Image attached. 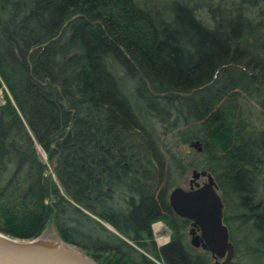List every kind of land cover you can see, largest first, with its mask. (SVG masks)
<instances>
[{
  "label": "trees",
  "instance_id": "obj_1",
  "mask_svg": "<svg viewBox=\"0 0 264 264\" xmlns=\"http://www.w3.org/2000/svg\"><path fill=\"white\" fill-rule=\"evenodd\" d=\"M165 1L164 18L141 0H0L1 232L51 225L100 264H203L151 228L198 169L235 250L264 264V0Z\"/></svg>",
  "mask_w": 264,
  "mask_h": 264
},
{
  "label": "water",
  "instance_id": "obj_2",
  "mask_svg": "<svg viewBox=\"0 0 264 264\" xmlns=\"http://www.w3.org/2000/svg\"><path fill=\"white\" fill-rule=\"evenodd\" d=\"M198 144L196 142L194 146L198 147ZM198 149L201 151L202 148ZM201 177L207 178L203 185L198 182ZM190 185L189 190L180 186L172 189L169 195L171 208L179 216L192 219L194 226L200 225L203 237L212 242L203 246L209 247L215 257H225L223 264H230L235 247L224 222L225 205L213 174L194 169ZM59 239L62 240L60 237ZM192 243L199 245L200 237H194ZM50 248L0 231V264H98L73 248Z\"/></svg>",
  "mask_w": 264,
  "mask_h": 264
},
{
  "label": "rangeland",
  "instance_id": "obj_3",
  "mask_svg": "<svg viewBox=\"0 0 264 264\" xmlns=\"http://www.w3.org/2000/svg\"><path fill=\"white\" fill-rule=\"evenodd\" d=\"M141 2L143 3V5L145 7H153L154 10H157V8H160L158 9V12H160V15L162 17H169L170 15V11L172 13V5H171V2L170 1H165V0H141ZM165 3V4H163ZM163 4V5H162ZM162 8V9H161ZM7 93V95H10V93L8 92L6 86H4V89H0V104H3L5 103V93ZM37 149H38V152L40 153V156L42 158V160L48 164V166L50 167V172H53L52 168H51V164L48 162V156H47V153L43 150V148L37 144ZM185 149H188V146L184 147V150ZM192 171L193 170H189L187 172V174L181 179L180 182H178V184L176 186H180L182 187L183 189L185 190H189L191 188V185H190V181L192 179ZM53 177L56 179L55 177V174L53 173ZM207 180L206 177H201L198 182L200 184H203L205 181ZM222 197V194L219 193ZM51 200H49V203L51 204ZM112 232L114 233H118V231L109 223H104ZM152 227V233H153V240L156 242L157 245H161L163 244L164 240H166L167 238L170 237L172 231H171V227H169V225L162 219H159L157 221H154L151 225ZM48 229H46V231L38 238H42V239H45V240H49V241H52V242H63L65 243L63 240H60L59 237L57 236L58 233H57V230L53 227V226H49L47 227ZM189 233V232H187ZM239 234L235 237V240H239ZM17 238V237H15ZM37 238V239H38ZM25 240V239H24ZM35 240V239H34ZM128 240V239H127ZM188 240L190 241L191 240V236H189L188 234ZM129 241V240H128ZM130 243V241H129ZM186 243H188L186 241ZM66 245H68V247L70 248H73L75 250H77L78 252H80L81 254H84L86 255L87 257H89L90 259H92L93 261H95L96 263L100 264L97 260H95L90 254H88L86 252L85 249H83L82 247L78 246V245H75V244H67L65 243ZM132 244V242H131ZM189 244V243H188ZM134 245V244H133ZM205 254V253H204ZM162 263V262H161ZM163 264V263H162ZM231 264H257L256 262L250 260L249 258H246L244 253H243V250L242 248L240 250L237 249V246H236V251H235V255L233 257V260L231 262Z\"/></svg>",
  "mask_w": 264,
  "mask_h": 264
},
{
  "label": "flooded vegetation",
  "instance_id": "obj_4",
  "mask_svg": "<svg viewBox=\"0 0 264 264\" xmlns=\"http://www.w3.org/2000/svg\"><path fill=\"white\" fill-rule=\"evenodd\" d=\"M162 220H164L169 225V227H171L172 224L174 225V227H171L172 233L170 237L164 240L163 244L161 245L159 244V246L162 247L165 246L166 248L173 246L175 247L174 249L178 247L179 249L183 250L184 249L183 242L187 241L189 243V244L187 243L188 247L196 254V258L198 262L200 261L201 263L204 264V262L206 261L209 264H223L225 257H220V256L215 257L209 247L205 248L203 246V244L207 245L208 242L211 241L203 237V231L201 226L200 225L194 226L193 225L194 221L192 219L179 216L173 211V213L167 214L166 218ZM188 234L189 236H191L190 241L188 240ZM196 236L200 237V244L197 246L192 243L193 238Z\"/></svg>",
  "mask_w": 264,
  "mask_h": 264
},
{
  "label": "bare ground",
  "instance_id": "obj_5",
  "mask_svg": "<svg viewBox=\"0 0 264 264\" xmlns=\"http://www.w3.org/2000/svg\"><path fill=\"white\" fill-rule=\"evenodd\" d=\"M30 241H31V243H35V244H37V245H39L41 247H45L46 246V248L58 247V248H60L62 250L69 248L68 245H66L65 243L60 242V241L59 242H52V241L45 240V239H42V238H38V239H35V240H30Z\"/></svg>",
  "mask_w": 264,
  "mask_h": 264
}]
</instances>
